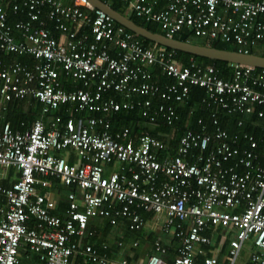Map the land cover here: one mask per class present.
Wrapping results in <instances>:
<instances>
[{
    "label": "built area",
    "instance_id": "obj_1",
    "mask_svg": "<svg viewBox=\"0 0 264 264\" xmlns=\"http://www.w3.org/2000/svg\"><path fill=\"white\" fill-rule=\"evenodd\" d=\"M123 2L128 14L158 23L168 37L188 29L246 53L264 47V0ZM12 15L19 18L11 23ZM12 53L32 61H13ZM175 55L145 46L87 0H0V118L10 101L42 104L30 127L0 125V166L18 172L10 186L0 185V264H21V253L36 255L38 264H131L85 239L95 234L93 219L113 227L126 220L139 231L142 212L162 217V232L179 243L170 260L168 247L155 239L145 264L199 258L219 264L210 248L218 228L233 231L222 236L229 240L228 264H239L248 242L254 250L247 264H264V151L254 135L243 133L239 144L214 118L213 132L185 130L170 155L167 143L148 132L134 139L128 127L111 130L110 116L135 108L151 123L161 116L174 124L175 103L188 99L191 86L204 88L229 114L251 116L259 108L264 118V68L229 63L232 75L225 79L194 58L181 67ZM154 66L169 81L154 80ZM112 91L121 98L109 97ZM64 107L79 116L63 121L51 114ZM55 183L66 187L61 215L42 190Z\"/></svg>",
    "mask_w": 264,
    "mask_h": 264
},
{
    "label": "trees",
    "instance_id": "obj_2",
    "mask_svg": "<svg viewBox=\"0 0 264 264\" xmlns=\"http://www.w3.org/2000/svg\"><path fill=\"white\" fill-rule=\"evenodd\" d=\"M109 1V0H104ZM111 5L113 8L118 10L121 13L128 15L132 18L135 22L139 23L140 25L146 27L147 29L154 31V32H161L162 29L158 25V23L153 21H145L140 17L135 16L134 14H128L125 9V3L123 0H112ZM18 16L12 15L9 16V22H14L18 19ZM48 27H51L48 24ZM58 35V33H55ZM179 40L190 41L198 44H206L209 46H214L218 48H225L229 50H238L239 48L236 45L224 43L220 40H205L195 36L191 31L188 29H184L179 33L173 36ZM138 38L143 42L145 46H153L154 43L150 40H147L143 37L138 36ZM250 53H255V50H249ZM175 62L181 66L185 67L189 63L190 58H194L200 64H212L214 65L219 75L222 78H229L232 75V68L229 66V63L224 61L218 60H210L207 58H201L198 56H194L191 54H187L180 51H175ZM264 55V53H263ZM9 59L13 61H20V62H30L32 61V57L28 55H18L12 53L8 56ZM151 72L153 75L154 80H158L160 82L169 81V78L161 73V70L158 66H154L151 68ZM67 87V86H66ZM109 97H115L120 99V96L115 92H110L108 94ZM139 98H145L144 96ZM155 103H159L160 100L153 99ZM178 120L170 125L168 124L161 116L158 117L156 122L151 123L146 120L145 117L142 116L140 109L135 108L132 110L121 111L112 116H110L111 120V130L115 131L121 127H128L131 131V136L136 139L139 135L143 134L144 132H148L152 136L156 137L157 139L161 140L164 143H167L169 147L170 155H174L176 153V147L179 141V138L183 134V132L187 129H190L195 132H200L204 128L206 133H210L214 131V125L212 123L214 118H217L219 125L225 129L231 138H235L239 141V144H244L242 139V134L244 132L252 133L255 139L258 142V149L260 151H264V118H259L257 116V111L259 108L256 109V112L250 117V120H244V125L239 126L238 121L243 116L241 114H229L225 110L219 108L207 95L204 88L199 86H191L190 92L188 95V99L182 103H175ZM5 116L4 121L9 122L13 129H23L22 124L25 126L24 128L30 127L33 121L42 114V104L38 102L36 99H31L30 101L27 98L20 99V100H13L7 103L6 110L2 112ZM53 114L55 116H60L63 118V121L72 117H78V113L69 112L67 109L59 108L54 109ZM84 115V114H82ZM90 115V114H89ZM97 115V114H95ZM199 120L201 121L199 123ZM14 169V168H13ZM13 170L8 171V178L3 180L5 187H8L12 184L9 183L11 178L16 179ZM63 191L66 188L62 189ZM63 205L58 204V208L53 211L58 215H61V212H64L65 209V202ZM61 205V206H60ZM60 206V207H59ZM142 215L145 217L147 213L142 212ZM107 227H105L107 231ZM97 235L98 230L96 228ZM105 231V232H106ZM139 232V231H138ZM96 237V236H95ZM95 237L92 239L95 240ZM152 241L154 238L152 237ZM98 245V244H97ZM99 246V245H98ZM24 255V253H23ZM25 261L24 257H21V264ZM202 259L199 258L197 260V264H201Z\"/></svg>",
    "mask_w": 264,
    "mask_h": 264
},
{
    "label": "crops",
    "instance_id": "obj_3",
    "mask_svg": "<svg viewBox=\"0 0 264 264\" xmlns=\"http://www.w3.org/2000/svg\"><path fill=\"white\" fill-rule=\"evenodd\" d=\"M66 1L71 2V0H66ZM255 53L263 54L264 47L256 48ZM31 99L33 98H27L28 101H30ZM53 111H51L52 115H54ZM242 116L244 119L241 118L239 120V121H242L241 126L244 125V120H250V117L252 115L251 116L242 115ZM4 118L5 116L3 114L2 117L0 118V125L1 123L5 122ZM243 143L245 144V142ZM71 159L76 160L74 152L71 154ZM10 169L13 170L14 175L18 177V172L16 171V169H13V167L0 166V185H4L3 180L8 178V171ZM116 169H118V166L115 164V166L107 167L105 172L106 174H108L110 171L116 170ZM13 180L14 178H11L9 183H11ZM63 188H66V187L62 186L59 183H55L42 190L46 193L47 197L54 199L57 202V208H58L59 202L61 205H63L62 202L64 203L66 201L65 200L66 190L63 191L62 190ZM144 219H145V225L141 230H139V232L129 230L128 221L126 220L120 221L118 226L116 227H113L110 224H108V221L105 219L90 220L89 228L95 231V234L91 238L85 239V242L88 244L94 245L95 248L100 253L105 254L107 257L111 259H114L117 261L127 260L131 264H145L147 260V254L153 252V247H152V243H153L152 237H153L154 240L159 239L161 240L162 243H164L168 247L169 249L168 259L171 260L176 254V248L179 244L178 240L176 239L174 234L172 233L165 234L162 232L161 224H162L163 218L162 219H160V217L154 218L152 214L147 213ZM106 226H108L107 231L105 229ZM96 228L99 231L98 235H97ZM232 232L233 231H229L227 233V229L218 228L217 231L213 234V242L210 248L213 249L215 255L218 256L219 264H228L229 240L226 239L225 241H223L222 236L226 235L228 236L227 238H229ZM93 237H95V240L92 239ZM247 244L251 246V242L246 243V245ZM105 245H106V248L104 247ZM253 250L254 248H252L251 251ZM242 251L243 252H241L239 264H247L249 261V254L251 251H246L244 248ZM22 256L25 259L23 264H38V261H37L38 259L36 255L31 254L29 255L30 257H26V255H23V253H21L20 259Z\"/></svg>",
    "mask_w": 264,
    "mask_h": 264
},
{
    "label": "water",
    "instance_id": "obj_4",
    "mask_svg": "<svg viewBox=\"0 0 264 264\" xmlns=\"http://www.w3.org/2000/svg\"><path fill=\"white\" fill-rule=\"evenodd\" d=\"M87 1L94 7L105 11L118 24L124 26L137 36L150 40L154 44L210 60L224 61L230 64H237L241 66L264 68L263 54L246 53L239 50H229L225 48L209 46L206 44H198L190 41L179 40L174 37H168L164 33L154 32L140 25L128 15L113 8L111 3H108L104 0Z\"/></svg>",
    "mask_w": 264,
    "mask_h": 264
},
{
    "label": "rangeland",
    "instance_id": "obj_5",
    "mask_svg": "<svg viewBox=\"0 0 264 264\" xmlns=\"http://www.w3.org/2000/svg\"><path fill=\"white\" fill-rule=\"evenodd\" d=\"M160 219H162V217H160ZM248 243H249V242H248ZM252 248H254V247H252V244H251V246H250L249 244H247L246 247H244V249H245L246 251H251ZM242 252H243V251H242Z\"/></svg>",
    "mask_w": 264,
    "mask_h": 264
}]
</instances>
